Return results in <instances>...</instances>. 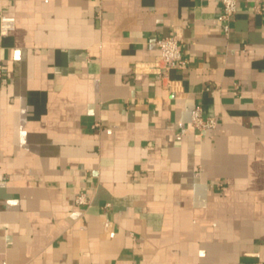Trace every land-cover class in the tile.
Returning a JSON list of instances; mask_svg holds the SVG:
<instances>
[{
	"label": "crops",
	"instance_id": "0c3cea01",
	"mask_svg": "<svg viewBox=\"0 0 264 264\" xmlns=\"http://www.w3.org/2000/svg\"><path fill=\"white\" fill-rule=\"evenodd\" d=\"M220 9L0 0V264H264V0Z\"/></svg>",
	"mask_w": 264,
	"mask_h": 264
},
{
	"label": "built area",
	"instance_id": "2783aa9c",
	"mask_svg": "<svg viewBox=\"0 0 264 264\" xmlns=\"http://www.w3.org/2000/svg\"><path fill=\"white\" fill-rule=\"evenodd\" d=\"M237 1L238 0H219L221 9L217 15V20L221 23L225 32H228L230 28V22L237 9ZM14 27V16L1 13L0 33L3 35L8 34ZM155 43L158 48V54L152 60L146 62V68L149 72L153 73L161 80H164L170 69L178 66H186L187 60L183 56L180 38L176 33L158 36ZM189 123L198 130L214 128L216 126L215 118H204L198 106L192 108ZM185 132L186 127H181L180 133Z\"/></svg>",
	"mask_w": 264,
	"mask_h": 264
}]
</instances>
